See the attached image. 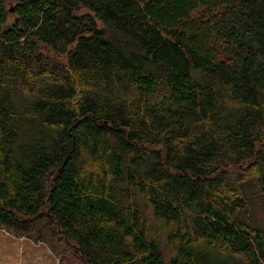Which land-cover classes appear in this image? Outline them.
<instances>
[{
    "label": "trees",
    "instance_id": "obj_1",
    "mask_svg": "<svg viewBox=\"0 0 264 264\" xmlns=\"http://www.w3.org/2000/svg\"><path fill=\"white\" fill-rule=\"evenodd\" d=\"M251 189L264 0H0V226L66 264H264Z\"/></svg>",
    "mask_w": 264,
    "mask_h": 264
},
{
    "label": "rangeland",
    "instance_id": "obj_2",
    "mask_svg": "<svg viewBox=\"0 0 264 264\" xmlns=\"http://www.w3.org/2000/svg\"><path fill=\"white\" fill-rule=\"evenodd\" d=\"M8 8L11 6L9 5ZM13 22L14 17H10L9 24ZM99 26L103 27L101 23ZM45 52L53 61L59 59L53 52L48 53L46 50ZM61 61H64V58H61ZM249 187H253V184H249ZM250 193L252 201L250 219L258 223L252 225L264 229V195H253L252 189ZM238 261L241 260L238 259ZM0 264H66V262L53 253L48 245L19 237L0 226Z\"/></svg>",
    "mask_w": 264,
    "mask_h": 264
},
{
    "label": "water",
    "instance_id": "obj_3",
    "mask_svg": "<svg viewBox=\"0 0 264 264\" xmlns=\"http://www.w3.org/2000/svg\"><path fill=\"white\" fill-rule=\"evenodd\" d=\"M10 12H13V9H11Z\"/></svg>",
    "mask_w": 264,
    "mask_h": 264
}]
</instances>
